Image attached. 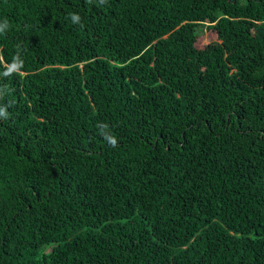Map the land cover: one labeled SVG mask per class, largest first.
Here are the masks:
<instances>
[{
	"label": "trees",
	"instance_id": "1",
	"mask_svg": "<svg viewBox=\"0 0 264 264\" xmlns=\"http://www.w3.org/2000/svg\"><path fill=\"white\" fill-rule=\"evenodd\" d=\"M0 27V264H264V0H0Z\"/></svg>",
	"mask_w": 264,
	"mask_h": 264
},
{
	"label": "clouds",
	"instance_id": "2",
	"mask_svg": "<svg viewBox=\"0 0 264 264\" xmlns=\"http://www.w3.org/2000/svg\"><path fill=\"white\" fill-rule=\"evenodd\" d=\"M79 16L78 15H75L73 14L72 15V20L73 22H79ZM5 27H6V24H5ZM5 30L4 27H0V32H3ZM0 116L2 117H7V112H5L3 109H0ZM110 143H112L113 145L116 143L115 139H110Z\"/></svg>",
	"mask_w": 264,
	"mask_h": 264
},
{
	"label": "rangeland",
	"instance_id": "3",
	"mask_svg": "<svg viewBox=\"0 0 264 264\" xmlns=\"http://www.w3.org/2000/svg\"><path fill=\"white\" fill-rule=\"evenodd\" d=\"M211 39H214V34L206 31L204 32V35L200 38V44L206 43Z\"/></svg>",
	"mask_w": 264,
	"mask_h": 264
}]
</instances>
